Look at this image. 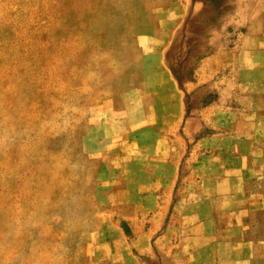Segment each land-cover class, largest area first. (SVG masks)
I'll list each match as a JSON object with an SVG mask.
<instances>
[{
	"label": "rangeland",
	"instance_id": "obj_1",
	"mask_svg": "<svg viewBox=\"0 0 264 264\" xmlns=\"http://www.w3.org/2000/svg\"><path fill=\"white\" fill-rule=\"evenodd\" d=\"M255 70L264 0H0V264H264Z\"/></svg>",
	"mask_w": 264,
	"mask_h": 264
},
{
	"label": "crops",
	"instance_id": "obj_2",
	"mask_svg": "<svg viewBox=\"0 0 264 264\" xmlns=\"http://www.w3.org/2000/svg\"><path fill=\"white\" fill-rule=\"evenodd\" d=\"M261 70L247 74L248 77H246V72L238 74L239 81H242L244 84L243 86L247 88V90H242V93L245 94V97L247 96L250 101L252 100V103H249L250 106L247 107V104L244 105L245 108L243 112H246L243 114V117L238 121L239 124L243 127H245V131H243L242 137L240 139V149L239 151L242 152L241 158L243 159L244 163L242 172L240 171V176L243 177V179L239 183V179L232 180V184H237L238 187L234 188L233 186H229L230 192H245L246 187L242 186L246 184V181H248V175L250 172H260L261 171V164L263 160V154L264 151V135L260 134V138L257 137V134L253 130L256 128L264 129V88L260 86V88H257L258 85L262 84V76H261ZM167 77V75L162 74V78L164 79ZM232 80V79H231ZM206 83L211 84L214 87H218L221 89V99L220 102L221 109L223 111L226 110V107L224 104V101H227L228 103V96H231V89L232 87L237 86L234 82H226V78L220 79L217 77V73L215 71L211 72L210 75H208L205 79ZM165 86L161 88V103L169 101L167 98V94L173 89V87L168 82V77L165 82ZM243 103V102H242ZM243 105V104H242ZM181 107V105H179ZM251 107L258 108L257 112L261 113L257 117H253V115H250ZM230 110H234V108H228ZM241 109H243L241 107ZM237 122V123H238ZM171 121L168 122V126L166 124L161 123V143L163 145L164 152L170 151L173 152L175 155V149L171 147V144L169 140L167 139V135L170 134V131L172 129H175V125L169 126ZM162 151V150H161ZM239 177V178H241ZM244 178H246L244 180Z\"/></svg>",
	"mask_w": 264,
	"mask_h": 264
}]
</instances>
